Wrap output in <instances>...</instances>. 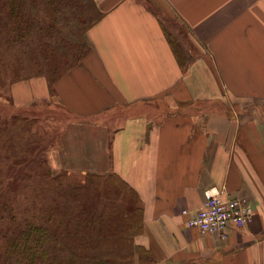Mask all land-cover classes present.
<instances>
[{
	"label": "crops",
	"instance_id": "1",
	"mask_svg": "<svg viewBox=\"0 0 264 264\" xmlns=\"http://www.w3.org/2000/svg\"><path fill=\"white\" fill-rule=\"evenodd\" d=\"M92 2L81 64L14 83V103L55 104L64 167L136 193L152 264H264V0ZM212 188L252 208L226 239L186 224Z\"/></svg>",
	"mask_w": 264,
	"mask_h": 264
},
{
	"label": "rangeland",
	"instance_id": "2",
	"mask_svg": "<svg viewBox=\"0 0 264 264\" xmlns=\"http://www.w3.org/2000/svg\"><path fill=\"white\" fill-rule=\"evenodd\" d=\"M77 2L76 6L57 9L40 3L30 10L33 19L28 37L22 38L16 44H10L4 36L0 38V209L5 204L19 219L20 216L27 215V210L31 212L36 205L46 208L57 202L53 201L56 200L54 189L57 185L70 191L81 188L88 191L90 197L97 192L98 210L107 203L104 195L108 190H117L120 194V205L124 202L121 195L125 189L116 178H101L98 186L87 176L95 174L68 171L64 167L77 164L64 162L60 152L61 137L69 120L66 114L53 103L18 107L11 95V87L16 82L44 78L48 83L52 76L53 58H59L64 69L77 63L83 53L82 42H86V29L97 17L92 0ZM155 9L158 11L157 7ZM158 14L162 16L161 13ZM166 32L175 40L177 37L174 34H178L179 38L184 36L182 32H174L169 25L166 26ZM12 166L14 168H10ZM46 168L50 169L52 176L60 177V180L57 178L60 184L54 182L48 185V181L42 178ZM10 169L18 176L13 187L9 185L13 178ZM88 187L91 189H87ZM41 188V192L47 191L44 200L35 203L24 199L23 194L33 191L39 193ZM7 192L12 193L9 198L2 197ZM127 197L131 200L130 196ZM136 229L129 228L124 233V240L125 237L135 235ZM135 237L132 236V244L128 245L129 264H148L149 258L141 250L144 248L136 244Z\"/></svg>",
	"mask_w": 264,
	"mask_h": 264
},
{
	"label": "trees",
	"instance_id": "3",
	"mask_svg": "<svg viewBox=\"0 0 264 264\" xmlns=\"http://www.w3.org/2000/svg\"><path fill=\"white\" fill-rule=\"evenodd\" d=\"M40 3L53 9L78 4L77 0H0V38L4 36L7 42L16 44L22 38L28 37L33 19L30 10ZM93 8L97 12V17L90 22L86 32L102 15L94 4ZM166 36L177 54L176 40L167 32ZM82 44L83 53L73 66L64 69L59 58L52 59V76L48 81L50 87H53L71 68L81 64L89 52L87 42L83 40ZM50 173L49 168L44 169L42 173V178L48 181V185L59 183L60 177L52 176ZM10 174L13 178L9 185L13 187L18 181V176L14 175L15 171L12 169ZM87 176L98 186L100 185L98 180L101 178L104 180L116 178L125 189L121 195L123 205L119 203L120 194L117 190L105 191L104 199L107 203L98 210L97 192L92 193L90 197V193L81 188L70 191L68 188L62 189L61 185L54 189L56 200L53 201L57 202L46 208L36 205L31 212L27 210L26 216H20V219L12 209L3 204L0 209V264L130 263L127 257L128 245L132 244V236H137L142 228V211L138 196L114 174ZM89 178L88 181H91ZM26 179L29 178H24ZM93 183L90 182L92 185ZM41 191L42 188L39 193L36 191L25 193L24 199L35 203L42 201L46 198L47 191ZM10 194L12 193L7 192L2 197L9 198ZM127 196H130L131 200ZM131 227L137 228L135 235L125 237L124 240V233ZM141 250L148 256V264H152L149 252Z\"/></svg>",
	"mask_w": 264,
	"mask_h": 264
},
{
	"label": "built area",
	"instance_id": "4",
	"mask_svg": "<svg viewBox=\"0 0 264 264\" xmlns=\"http://www.w3.org/2000/svg\"><path fill=\"white\" fill-rule=\"evenodd\" d=\"M204 196L203 205L189 213L186 223L189 228L226 239L230 227L241 230L252 216V208L244 199L229 197L215 188L206 190Z\"/></svg>",
	"mask_w": 264,
	"mask_h": 264
}]
</instances>
